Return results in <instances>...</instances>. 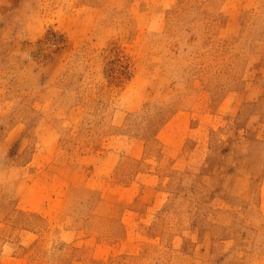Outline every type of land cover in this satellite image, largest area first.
Listing matches in <instances>:
<instances>
[{"label": "rangeland", "instance_id": "obj_1", "mask_svg": "<svg viewBox=\"0 0 264 264\" xmlns=\"http://www.w3.org/2000/svg\"><path fill=\"white\" fill-rule=\"evenodd\" d=\"M0 264H264V0H0Z\"/></svg>", "mask_w": 264, "mask_h": 264}]
</instances>
